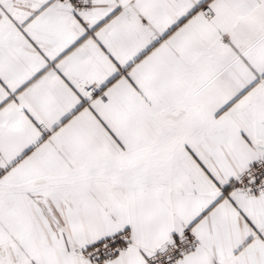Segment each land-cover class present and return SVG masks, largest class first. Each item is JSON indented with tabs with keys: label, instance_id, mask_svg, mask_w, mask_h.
<instances>
[{
	"label": "crops",
	"instance_id": "0c3cea01",
	"mask_svg": "<svg viewBox=\"0 0 264 264\" xmlns=\"http://www.w3.org/2000/svg\"><path fill=\"white\" fill-rule=\"evenodd\" d=\"M0 149V264L123 229L103 264H148L186 226L178 264H264V193L229 186L264 159V0H0Z\"/></svg>",
	"mask_w": 264,
	"mask_h": 264
},
{
	"label": "built area",
	"instance_id": "2783aa9c",
	"mask_svg": "<svg viewBox=\"0 0 264 264\" xmlns=\"http://www.w3.org/2000/svg\"><path fill=\"white\" fill-rule=\"evenodd\" d=\"M71 3L75 10H85L91 7L93 0H63ZM203 13L211 18L214 10L208 5L202 6ZM90 98L104 97L100 88L90 85L87 88ZM8 173V167L2 163V151L0 149V180ZM234 192L244 193L249 196H257L264 193V159L250 165L243 172L236 175L229 184ZM133 233L130 229H123L113 236L101 240L84 248H75L74 253L96 264L114 258L121 253H127L133 246ZM199 240L191 227L182 229L178 238L165 247L152 251L147 255L148 264H178L197 248Z\"/></svg>",
	"mask_w": 264,
	"mask_h": 264
}]
</instances>
